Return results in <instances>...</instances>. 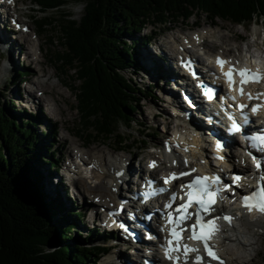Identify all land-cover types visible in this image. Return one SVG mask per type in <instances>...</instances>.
<instances>
[{"label":"trees","instance_id":"1","mask_svg":"<svg viewBox=\"0 0 264 264\" xmlns=\"http://www.w3.org/2000/svg\"><path fill=\"white\" fill-rule=\"evenodd\" d=\"M36 1L41 9H59L67 3ZM85 1L80 21L71 20V16L64 19L60 42L66 51L59 57L62 72H73L78 82V87L72 88L80 124L82 130L91 132L89 140L87 133L80 136L89 144L110 143L115 138L125 143L120 128L131 129L135 123L141 126L134 118L140 111L138 96L154 94V87L144 89L125 74L137 71L139 48L152 42L153 34L132 42L130 38L141 36L149 26L167 28L195 16H205L213 24L217 20L235 25L261 22L264 27V0ZM49 22L43 18L37 23L39 30L44 32L42 27ZM19 74L28 76L27 72ZM8 109L19 118L7 115ZM21 115L11 104L0 108V264H98L107 249L95 243V231L89 230L86 237L79 234L84 214L72 202L68 213L59 196L64 185L54 188L55 196L44 187L47 177L43 168L50 173L58 170L53 155L48 159L42 153L52 142L49 130L42 134L44 140L40 139L42 149L35 150L36 125Z\"/></svg>","mask_w":264,"mask_h":264},{"label":"rangeland","instance_id":"2","mask_svg":"<svg viewBox=\"0 0 264 264\" xmlns=\"http://www.w3.org/2000/svg\"><path fill=\"white\" fill-rule=\"evenodd\" d=\"M66 1L67 4L59 9L39 10L41 6L40 7L37 6V4H35V0H24L23 4L19 5V7L17 8L20 9V14L23 17V20H25V22H27L30 25L32 30L38 29L39 31L37 23L40 22L43 18H49L51 21L48 23V25L42 27L44 28L45 31L44 32L41 31L42 33H39L40 39L43 41L45 56L47 57V58L44 57V59L46 58L45 60L48 69V75H47L48 78L47 77L41 78L42 76L39 73L40 68L36 64L29 66L30 58H28V56L31 51V48L27 43L25 44V48H27V52H26L27 56L25 54L24 56L23 54L19 56V53L17 51L15 53L17 58L16 67H13L11 66L10 63H8V58L10 61V56L7 53L8 50L6 48L1 47L4 50L2 51L0 48V54L2 55L1 56L2 63L0 64V108H3V106L6 103L9 105L10 99L14 101L17 99L16 96H14L13 98V93L15 92V90L18 91L17 89H21L24 93V88L28 86L29 83L20 84L19 81H16V79H14L13 85L10 82L12 78H14V75H16L17 71H26V70L28 72L29 80L35 82L36 86L39 82L41 83L44 82L43 84L47 83L49 89H52L54 85L57 86L59 88V90L57 88V90L59 91L58 93L60 94L63 93V96L66 99H68L70 104L73 105L72 113L69 112L66 115L67 118L64 117V120L66 119L69 120V123L67 124L66 127L62 122L63 118L57 115L56 112H54L53 115L51 114L49 115L46 112L44 105L42 106V103H41V110L38 109V117L42 120L40 119L33 120L36 125V128L33 130V133L35 135V139H38L36 142L35 150H39V148H41L40 146L43 145V142L40 139L44 140L42 134L46 135L47 130H49L50 132L49 139H51L52 142L50 143L49 150L47 152H42L43 156L50 159V155L52 154L54 157L52 158L58 162V165L60 167H62L61 172H59L58 174L59 176L57 174H54L53 177H50V179L47 178V182H48V184L46 185L47 190H52V188H57V189L61 188L58 182L62 179L61 178L62 174L64 173L68 163L70 162L69 160L71 154L74 153L73 152L74 150H78L76 148L79 147V145L84 146L85 149L83 150V152L86 153L84 154L86 155V158L90 157L92 160H96L99 163H101V159L105 158V156H108L109 153L111 154L110 148H116L117 146L119 147L133 146L127 152L124 151L118 152L117 155H126V156L129 155L132 158L131 164L135 165L136 171H138L144 168H148L147 164L149 160L152 158L153 150H155L153 148H156L157 150L158 147L162 146V143H164L165 140H168L171 134H173V129L175 127V121L170 114V109L168 105L169 103L167 102L165 103L159 98L160 95L163 97L162 93L164 94L163 92L164 90L163 89L160 90L158 88V90L153 91L154 94L149 93L147 95L144 94L142 96H138V101H139L138 105L140 111L138 112V114L134 115V118L139 121V124H141L142 127L137 125L136 123L132 126L131 129H128L126 127H121L120 134L122 137H124L125 143L121 144L119 142L122 139L115 138L110 143L94 142V144H89L90 142H88V140L90 139V137L88 136V133L91 134V132L88 130H82L80 124L81 118L77 109L75 108L78 105L76 100V91L75 90L71 91V89L62 86V84L59 81L60 78L64 84L68 83L67 85L69 86L71 85L72 87L75 88L78 87V82H76L73 79L74 77L73 72L69 74H65L64 72H62L63 63L59 56L65 53L66 50L65 47L61 45L60 36L62 34L61 26L63 25L66 16H71L70 19L77 22L80 21L81 18L84 16L86 1L85 0H82L81 2H76L75 0H66ZM27 9L31 10L32 13L28 14ZM27 16H30V18H27ZM5 21L7 20L5 19ZM196 25H199L201 29H207L208 27H212V28L217 27L218 28L217 30L220 32L219 34H221V36L225 35L227 39L226 38L221 39L219 37H211L207 39L205 44L209 48L210 46H213V51L215 53H219V52L221 53L223 51L226 54H232L236 56H239L237 45L239 44L240 40L242 39L245 40V42L241 46V48H245L246 43L251 44L252 39L254 38L252 35L253 29H257L258 33L262 31L261 24H257V23H253L250 26L247 25L238 26L230 22L217 20L216 26L215 25L211 26L210 20L205 16H195L188 22L173 23L169 25L167 28H161L153 25L149 26L141 36L135 35L133 38H130L128 41L132 42L134 39H139V38L142 39L144 35L153 34L154 42L156 43L155 45L153 44L154 51L151 50V46L149 47L150 49H148V47L145 46H140L139 51L143 53V56L148 58L149 52L152 55V57H154V55L156 56L155 52L159 51L158 45L161 44L160 40H164V42H167L169 44L168 45L169 49H167V51L171 55V53H173V50L175 49L174 47L175 39L176 41L179 40L183 42V36L181 35V32L187 33L191 29L193 31L195 30ZM6 30L7 29L5 28V31ZM6 35L9 41L19 42V40L16 39V37L18 36H15L13 38L11 33L7 31H6ZM31 37L29 36V38ZM50 58L52 59L55 65L50 63L49 61ZM141 61H144V58L140 59L138 65L139 72L142 69H144V67L141 66L142 63ZM147 63L149 64V66L147 67L148 69L150 68L153 69L152 67L156 65L153 64V61H150V59H148V61L145 64ZM35 71H37V73ZM56 71L58 73L59 78L55 77ZM145 71L147 72V70ZM34 72L36 74H34ZM149 72L150 71H148L147 73L142 72L141 74L140 73L137 74V76L135 75L132 76L131 74L133 73V71L130 70L125 74L126 76L131 77L135 83L140 84V86L145 89L153 84V80L152 81L149 80V78H151V75H148ZM55 97L60 98L59 95L58 96L56 95ZM45 99L50 102L48 96H46ZM8 108L11 109L10 106H8ZM9 109L6 112L7 115L11 117L19 118V116L11 113ZM18 109L20 110V108ZM20 118L26 119L24 115H21ZM48 126H51L50 127L52 128L51 131ZM68 129H73L72 131L74 134L69 132ZM81 133L83 134L87 133L86 137H88L87 138L88 140L86 139L84 140V137L80 136ZM147 137L149 138L145 140ZM144 140L147 141V144L145 145H144ZM158 153L159 152L157 151L156 154ZM136 159L139 160L137 161ZM143 159L144 162L141 164V166H139L138 165L139 161H142ZM133 174H135V171ZM65 181H63L62 184L65 185L66 187ZM121 187L122 189L119 192V196L120 195L122 196V193L125 191V187H126L125 183H122ZM78 188H79L78 191L74 190L72 192L70 190L69 191L70 195L67 194L69 196L68 198L66 197L63 187L62 189H60V191L62 196L61 197L62 203L65 206V208L68 209L67 211H69L70 209L71 199H72V200H76V202L81 208V211L86 215V220L82 224H80V226L82 227V231L79 234L82 235L84 234L85 236H87L88 229L103 231L98 227V224L94 221V214L95 211H98V208L94 207V203L88 198L89 196L87 197V195L84 193V190H82L81 185H79ZM68 213H70V211ZM251 230H252L251 237L253 241L257 243L254 246V248L251 249L249 248L248 252L244 251L243 249L240 248L237 242H230L228 244V247L235 248L236 251H238L239 257L242 256L243 264H264V225H261L260 228L257 227ZM99 236L101 235L95 232L96 239ZM108 242L111 244L116 243V238H114V236H112L111 234ZM121 254H125V257L127 256L126 255L127 253L124 252V250L121 247L117 246L115 249L111 250L110 253L106 257H104L99 264H121L118 263L120 261L119 259L116 260V258H118Z\"/></svg>","mask_w":264,"mask_h":264},{"label":"bare ground","instance_id":"3","mask_svg":"<svg viewBox=\"0 0 264 264\" xmlns=\"http://www.w3.org/2000/svg\"><path fill=\"white\" fill-rule=\"evenodd\" d=\"M8 10H9V8L5 4H3L2 0H0V48L2 47V48H6L8 50L7 53L10 56V61L8 58V63H10L11 66L16 67V61H17L16 55H15L16 51L19 53V56L22 54H23V56H24V54L27 56V54H26L27 48H25L24 39H23V37H25L26 35H20V38H18L19 42H15V41L11 42L8 40L7 35H6V31L11 33L12 37L14 38L13 33L8 29L9 22L5 21ZM8 13L10 14L11 10ZM8 16L11 17L10 15H8ZM5 28L7 29L6 31H5ZM217 29L218 28L208 27L207 29H202L201 31H195V32H191L188 34H183L184 38L186 40H189V41L187 42V44H182V45L178 42V48L180 49V51L182 49V52H180V51L177 52L176 53L177 56H186L187 57L190 54V52H189L190 48L187 46L190 43V41L194 40V41H203L204 42L205 38H209V37L210 38L211 37H219L221 39H225V38L227 39V37L225 35L221 36V34H219L220 32ZM254 34L257 35V29H253V35ZM29 43L32 44L33 46L39 48V52L41 53L40 59H39V57L36 56L35 61H36L37 66L40 68L39 73L42 76L41 78H44V77L48 78V76H47L48 75V69H47V64H46V60H45L47 57L45 56V51L43 48V41L40 39V37H38V39L37 38H31ZM2 48H1V50L4 51ZM25 49H26V51H25ZM246 55H248V54L246 53ZM44 57H46V58L44 59ZM49 61H50V63L54 64L51 58L49 59ZM147 61L148 60L141 63V66L144 67L145 70H147V67L149 66L148 63L145 64ZM167 62L170 63L171 60H168ZM152 68H154V67H152ZM168 68L170 69L169 66H168ZM149 70L151 71V68ZM35 72L37 73V71H35ZM35 72H34V74H36ZM55 77L59 78L57 71L55 73ZM149 80H151V81L153 80V82L158 84L162 89H166V92L171 97V99H176V96L179 95V92L177 93L176 90L174 89V87L172 85H169L172 82L167 81V74L166 73H162L161 71H159V73H157V75L154 76V78L151 77V78H149ZM59 81L62 84V86L71 89V91L73 90L71 85L70 86L67 85L68 83L64 84L60 78H59ZM177 82H178V79L175 78V81H173V85H176ZM43 83L39 82L37 85L41 89L43 94L45 96H48V98L50 99V103L53 105L54 112H56L57 115H59L63 118L62 122H63L64 126L66 127L67 124L69 123V120L68 119L64 120V117H66L67 113H69V112L72 113L73 105L70 104L68 99H66L63 96V93L62 94L58 93L59 88L57 86L54 85V87L52 89H49L48 84L47 83L43 84ZM57 88H58V90H57ZM31 89H32V91H34L33 88H31ZM169 89L174 94H171ZM17 90H20V89H17ZM17 92L18 91L15 90V92L13 93V98H14V96H16L17 99H20L19 95H17L20 93V91L18 93ZM56 95L57 96L59 95L60 98H56L55 97ZM27 96L28 97H26L27 98L26 101L27 100H28V102L30 101L32 106L37 107V105H38V107H39V104L35 103V101H34L35 98L33 97L32 93L30 91L28 92ZM23 99L25 100V98H23ZM65 106H66V108H65ZM31 117L35 118L33 115ZM48 127L50 128L51 126H48ZM68 130H69V132L74 134L72 131L73 129H68ZM189 135L187 133L185 134L184 129L182 131H180L178 129L177 132H175L176 137L173 138V140L171 138V142H170L169 147L164 146V149H163L164 156L159 157L158 159H155L157 162L156 164L158 166H163L164 164H166L164 169H167L168 171H171V172L177 171V173H180L182 171L187 170L185 168V166L187 164H189V162L194 161V160L199 162L200 159L197 158V155L203 151V148H202L203 147V145H202L203 140H201L199 137H197L195 135L192 138H190ZM80 148H83V145H79V147L76 148L78 150L73 151V152H77V151L79 152L78 154H75L74 156L75 157L81 156L84 158L85 153H81L82 151L79 150ZM185 149L188 152V157L183 156V150H185ZM110 150H111V154L109 153L108 156H105V158L101 159L102 169L99 168V164H97L96 161L83 160V164L85 167L79 168L77 170L78 172H75V169H73L72 167H71V171L69 169L66 170L69 177L72 176V173L74 175H77L76 183L81 185V187L88 194H93V198H95V197L99 198L100 204L102 207H104V205H109L111 202L117 201L116 196L118 195V191H119V187H120V181L122 179H125L128 181L131 180V173L133 171V167L130 166L131 157L129 155H127V156L126 155H117L114 152V151L118 150L117 147L116 148H110ZM205 153H206V150L204 149V154ZM231 155H234V151H231ZM207 157L208 156L206 155V158ZM171 161L176 162V165H173L171 163ZM185 161H187V164L185 163ZM168 163H170L169 166H168ZM127 166H129V168H128L129 171L127 173H125V171H126L125 169ZM90 167H91L90 172H86V168H90ZM153 174H155L154 171H153ZM46 177L48 179H50V177L44 176V178H46ZM44 178H43V180H44ZM74 179H76V177H74ZM47 184H48V182L46 179V185ZM114 199H116V200H114ZM123 199L124 198H122V201H123ZM244 222H245V227L243 228L240 236L237 237L236 242L238 243V245L240 246L241 249L248 252L249 248L250 249L254 248V246L257 244L256 242L253 241V239L251 237V231H252L251 229H254L257 227L260 228L261 225H264V221L263 220L254 221V220H250L249 218H246ZM241 227H243V225H241ZM231 238L232 237L225 238V239L222 238V239H224V242H223L224 245L222 244L223 245L222 249H223L224 256L227 260V262L225 264H243L242 256L239 257L238 251H236L235 248L227 247V243L234 241ZM126 257H125V254H121L118 258H116V260L119 259L121 263H126V264H127V262H130L131 264H142V262H143L138 255H137L138 258H134V257L132 258V257H129L128 255ZM153 257L155 260L159 261L158 260L159 256L157 253H154Z\"/></svg>","mask_w":264,"mask_h":264},{"label":"snow or ice","instance_id":"4","mask_svg":"<svg viewBox=\"0 0 264 264\" xmlns=\"http://www.w3.org/2000/svg\"><path fill=\"white\" fill-rule=\"evenodd\" d=\"M191 63L190 61L188 62ZM239 61H236L238 64ZM216 64L220 67L222 76L225 78L229 88L233 91L236 90V80L235 76L240 77V86H239V93L241 97L247 96L249 100H260L261 97H264V93H257L255 96L251 92H245V86L248 84H260L264 83V73H261L259 69L253 71L249 68H237L236 64H233L231 60H225L220 57H217ZM188 66V65H186ZM225 66H228V71H224ZM209 99L213 98V94L208 91L205 93ZM233 101L236 100L235 96L230 97ZM242 115L244 116L245 123L248 122V115L244 112V109L248 107L246 104H239L238 105ZM264 109V103L256 104L252 107L251 111L253 113L259 114L260 111ZM232 130L234 132H240L241 127L238 124H233ZM249 141H259L260 145L264 146V135H257V136H249L247 137ZM256 147L255 144L252 145ZM223 146L218 142L217 149H221ZM261 151H264V147H261ZM220 159H223L220 157ZM187 164V161H185ZM152 167H156L155 162L151 165ZM257 167H260V164H257ZM196 169H192L190 172H181V173H171L169 178H166L164 183L169 184L174 180L181 179L183 177L191 176ZM242 179L240 176H235L234 181L239 182ZM264 180V177H261ZM152 181H148L149 185H152ZM221 185V181L219 177H195L192 181L187 184L180 185L181 189H188L185 193L187 196V203L177 207L175 211L177 213H182L179 217L173 218L172 214H168V222L173 225L170 235L172 239L167 240V246L165 247V255L169 260L176 261V264H179L180 255L182 254L184 257V264H188V257L190 253H197L195 256L193 264H204V258L200 255L199 249L190 247L187 243H184V237L182 233L184 231H190L191 235L187 237L188 240H194L203 243L204 249L208 254V257L212 260L219 261V264H224L222 260H220L219 256L213 251L212 247L209 245V241L211 240L213 233L217 230L215 225V220L209 221L207 223L202 222V217H200V211H209L211 205L215 204L216 201L214 197L223 191V188L231 189V186H223ZM237 186L238 183H237ZM159 192H164V188H159ZM155 193H145V198L154 195ZM172 201L177 199L175 194L171 197ZM183 199V197H181ZM223 199V196H221ZM244 207L251 210H259L261 213H264V187H261L258 192H254L251 195H247L243 197ZM193 204L199 206V210L195 213H191L188 211ZM166 207L171 208L172 204L166 205ZM110 215H116V213H110ZM193 215L197 217V219L190 225L189 228H184L183 225L186 221L191 220ZM224 219L231 222L232 217L225 216ZM115 222V221H114ZM121 228L127 231L125 225L121 223L119 225ZM179 229V231L177 230ZM199 229V234L197 232ZM173 253H177L178 255L173 256Z\"/></svg>","mask_w":264,"mask_h":264}]
</instances>
